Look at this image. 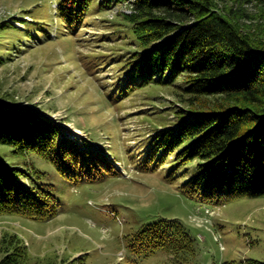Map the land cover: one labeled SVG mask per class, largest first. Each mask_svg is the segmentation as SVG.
Returning a JSON list of instances; mask_svg holds the SVG:
<instances>
[{
	"label": "trees",
	"instance_id": "1",
	"mask_svg": "<svg viewBox=\"0 0 264 264\" xmlns=\"http://www.w3.org/2000/svg\"><path fill=\"white\" fill-rule=\"evenodd\" d=\"M55 1L43 11L26 9L32 17L22 28L0 23V36L12 32L10 44L17 46L18 31L30 38L49 35L54 20L63 37L77 36L92 15L126 0ZM227 1L128 0L131 13L122 15L136 46L126 71L129 92L151 84L174 85L189 102L175 111V122L152 134L140 164L168 165L170 175L177 170L175 175L185 178L180 191L205 205L234 196H264V28L253 32L243 20L250 18L245 1L232 0L236 8ZM46 15L52 20L47 22ZM0 49L2 64L3 55L12 53ZM208 96L221 101L207 107L199 99ZM68 132L65 124L33 105L0 102V144L46 160L72 183L122 174L101 146ZM27 175L0 159V217L50 220L59 207L52 185L37 184ZM126 245L139 259L165 250L169 260L164 264H196L194 239L176 219L140 226L127 236ZM26 257L27 245L18 233L0 235V264H25Z\"/></svg>",
	"mask_w": 264,
	"mask_h": 264
},
{
	"label": "rangeland",
	"instance_id": "2",
	"mask_svg": "<svg viewBox=\"0 0 264 264\" xmlns=\"http://www.w3.org/2000/svg\"><path fill=\"white\" fill-rule=\"evenodd\" d=\"M243 1L249 28H264V0ZM55 2L0 0V23L22 28L32 17L26 9L43 11ZM234 2L226 5L236 8ZM130 13L126 0L92 15L77 36L63 37L55 20L49 35L30 38L18 31L17 46L10 44L12 32L0 36V48L12 53H5L0 64V102L41 109L65 124L69 135L101 146L122 171L72 183L46 160L0 144L2 161L25 169L32 182L51 184L59 199L58 214L47 221L0 217V235L18 233L27 245L25 264H164L169 260L165 250L134 257L127 236L148 222L176 219L194 239L196 264L264 261V196L201 204L180 191L185 178L175 175L177 170L170 175L168 165L140 164L152 134L175 122V111L189 102L174 85L151 84L129 92L126 71L136 46L122 15ZM199 101L214 107L221 99ZM206 208L215 210L214 215L209 223L197 225L193 218Z\"/></svg>",
	"mask_w": 264,
	"mask_h": 264
}]
</instances>
